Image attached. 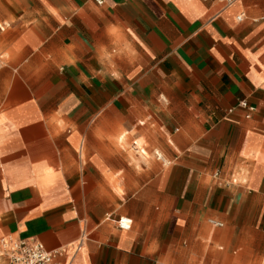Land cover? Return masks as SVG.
<instances>
[{
  "label": "crops",
  "instance_id": "obj_1",
  "mask_svg": "<svg viewBox=\"0 0 264 264\" xmlns=\"http://www.w3.org/2000/svg\"><path fill=\"white\" fill-rule=\"evenodd\" d=\"M102 1L0 0V240L264 264V0Z\"/></svg>",
  "mask_w": 264,
  "mask_h": 264
},
{
  "label": "built area",
  "instance_id": "obj_2",
  "mask_svg": "<svg viewBox=\"0 0 264 264\" xmlns=\"http://www.w3.org/2000/svg\"><path fill=\"white\" fill-rule=\"evenodd\" d=\"M97 6L103 4L102 0H92ZM230 5L234 0H223ZM238 19V18H237ZM242 107H246L241 103ZM159 158V157H158ZM132 224V220L127 217H121L117 221V227L120 230H128ZM209 224L214 227H222V224L213 220H209ZM0 251L7 257L6 264H63L59 261L63 250L47 251L43 245L36 241L25 240H0Z\"/></svg>",
  "mask_w": 264,
  "mask_h": 264
},
{
  "label": "rangeland",
  "instance_id": "obj_3",
  "mask_svg": "<svg viewBox=\"0 0 264 264\" xmlns=\"http://www.w3.org/2000/svg\"><path fill=\"white\" fill-rule=\"evenodd\" d=\"M136 149H137V150H136L137 152L141 153L142 150L140 149L139 146H137ZM143 154H145V153H143ZM143 156H145V155H143Z\"/></svg>",
  "mask_w": 264,
  "mask_h": 264
}]
</instances>
